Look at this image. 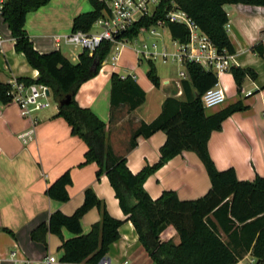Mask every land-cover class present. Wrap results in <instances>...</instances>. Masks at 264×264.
Returning <instances> with one entry per match:
<instances>
[{"label": "trees", "instance_id": "obj_1", "mask_svg": "<svg viewBox=\"0 0 264 264\" xmlns=\"http://www.w3.org/2000/svg\"><path fill=\"white\" fill-rule=\"evenodd\" d=\"M50 0H6L0 16L14 39V50L22 53L28 64L38 72L35 80L16 79L30 85L47 86L58 105L56 117H61L71 129V135L87 147L84 162L80 166L95 163L96 179L106 176L126 220L131 222L138 240L155 264H236L250 255L254 264H264V177L253 182L239 181L234 169L218 171L211 160L207 144L211 133L220 131L222 122L235 112L247 109L237 102L219 112L207 116L202 103L205 92L217 83V77L200 65L185 62L186 79L182 81L183 100L166 98L161 113L150 123H141L131 134L129 149L137 145L138 138H149L162 131L166 135L160 147L159 161L132 174L126 166L125 156H117L106 139V124L91 110L81 108L75 95L80 86L94 78L108 56L111 43L103 42L93 53L82 50L77 61L71 63L60 51L40 54L34 50L24 29L29 12L46 5ZM205 33L218 50L233 54L226 33L228 18L223 10L225 4H243L264 7V0H174ZM92 11L80 14L72 22L71 32L90 31L93 23L102 15L104 7L90 0ZM169 2L160 3L151 16L142 18L124 33L132 39L139 29L149 28L163 20ZM171 39L180 44L188 42V30L184 25L166 23ZM264 60L260 44L252 47ZM146 77L156 88L160 81L152 61H146ZM238 93L246 78L256 79L250 69L232 66L229 69ZM110 123L116 120L118 108L127 107L132 112L145 100L144 91L130 77L121 78L113 73L110 77ZM10 85L0 83V102L11 103L8 95ZM67 96L69 104L60 105ZM183 151L194 152L202 162L210 181V189L201 198L181 201L174 191H164L152 200L144 191L145 180L159 170L168 160ZM72 183L69 172L63 173L45 190V195L54 201H69L67 187ZM96 208L100 221L82 233L80 220L90 209ZM122 221L112 218L91 188L84 191L83 204L71 215L60 211L50 214L48 222L33 229V242L46 244L47 234L61 241V257L58 264H98L108 253L109 246L116 242ZM3 230V229H2ZM63 231L72 235L65 239ZM178 237V243L174 238ZM225 238V240L223 239Z\"/></svg>", "mask_w": 264, "mask_h": 264}, {"label": "crops", "instance_id": "obj_2", "mask_svg": "<svg viewBox=\"0 0 264 264\" xmlns=\"http://www.w3.org/2000/svg\"><path fill=\"white\" fill-rule=\"evenodd\" d=\"M92 9L90 0H50L29 12L24 29L34 50L40 54L60 51L67 60L75 63L81 52L75 53V48L57 43L56 39L71 32L75 17ZM223 10L228 18L226 33L233 48L232 65L252 70L256 79L246 78L238 93L229 71L217 77L218 85L225 93V102L220 108H205L206 115L211 116L237 102H242L247 109L226 118L221 130L211 133L207 149L218 171L232 168L239 181L253 182L257 176L264 177V60L252 50L260 44L264 52V7L225 4ZM53 25L57 27L55 32L50 30ZM0 35L6 41L0 52V83L10 79H37L38 72L22 53L14 50V39L1 16ZM129 43L111 47L99 73L80 86L75 100L81 108L91 110L106 124L108 144L117 156H125L127 168L137 174L159 161V149L166 135L158 131L149 138L140 137L136 147L129 149L131 134L141 123H150L157 118L166 98L184 99L181 83L186 77L181 74L186 72L184 69L176 77L162 76L156 69L160 85L154 87L146 77V61L139 60L138 48L129 47ZM126 50L134 53V66L123 60ZM113 73L121 78L130 76L144 91L145 100L132 112H128L126 106L118 108L116 120L110 123V77ZM57 113L58 105L51 96L49 107L32 113V118L37 121L34 138L24 145L18 135L31 127V120L20 116L16 104L0 102V264H21L10 259L12 251H16L19 261L37 262L46 255H53L58 260L61 241L57 236L47 234L45 246L33 242L30 233L40 224H46L55 211L71 216L83 204L87 188H91L105 204L112 218L123 222L118 230L119 239L109 246L105 256L110 264H155L140 244L132 223L126 220L108 178L96 179L98 167L95 163L80 166L87 147L71 135L70 127L63 118L56 117ZM67 171L72 181L67 187L69 201L60 203L49 199L45 190ZM143 189L152 200L164 191H174L179 200L192 201L208 192L210 181L197 155L183 151L151 174ZM99 221V211L90 209L80 220L82 233L87 234ZM63 237L68 239L72 235L63 231ZM174 242L178 243L177 236ZM251 260L255 262L248 254L236 264H248Z\"/></svg>", "mask_w": 264, "mask_h": 264}, {"label": "built area", "instance_id": "obj_3", "mask_svg": "<svg viewBox=\"0 0 264 264\" xmlns=\"http://www.w3.org/2000/svg\"><path fill=\"white\" fill-rule=\"evenodd\" d=\"M104 7L102 15L93 23L90 31L70 32L67 35L57 37V43L87 50L89 53L95 52L103 42L111 43V47L123 46L136 40L140 33L149 32L151 35L159 34L154 28H163L166 23H176L184 25L188 30V42L180 44L174 41L177 46L176 51L170 53L165 47L158 52L156 45H152V50L146 44H143L136 50L140 61H152L160 59L162 63L172 62L183 65L185 62H191L200 65L206 71H210L218 77L221 73L229 71L232 67L233 56L231 53L218 50L211 42L208 36L203 33L194 21L182 11L174 0H96ZM6 0H0V14L3 10ZM162 2H169V9L165 13L164 19L159 20L155 25L149 28H140L138 35L132 39L124 37V33L129 31L135 23L142 18L151 16L157 6ZM96 29V31L94 30ZM5 39L0 35V52H3ZM186 77V73L181 74ZM10 85L8 95L11 103L18 106L20 116L31 120V127L18 135L19 140L24 144L30 143L34 138L35 125L37 121L32 118V113L40 111L50 106L51 90L43 84H30L18 82L16 79H10L7 82ZM48 93V94H47ZM225 102V93L217 83L208 89L202 97L204 108H215ZM10 259L21 264H58V260L53 255H46L40 261L17 259L16 251L10 253ZM98 264H110L103 258ZM126 264V262L124 263ZM248 264H254L251 260Z\"/></svg>", "mask_w": 264, "mask_h": 264}, {"label": "rangeland", "instance_id": "obj_4", "mask_svg": "<svg viewBox=\"0 0 264 264\" xmlns=\"http://www.w3.org/2000/svg\"><path fill=\"white\" fill-rule=\"evenodd\" d=\"M55 28H57L55 25L51 27V32H55ZM96 31V29H94ZM154 30L159 34L158 36L151 35L148 31L140 33L139 36L137 37L136 41L130 42L128 44L129 47L133 48H140L143 44H146L150 50H152V45H156V51L160 52L163 47H166L167 51L170 53H173L176 51L177 46L174 45V42H172L169 32L166 27L163 28H154ZM72 49V48H71ZM75 53L76 51L81 52V48H75ZM123 60L126 63H129L131 66H134L136 59L135 55L131 50H126L124 55H123ZM155 68L157 69L158 73L161 74L162 76L165 75H171L176 77L179 72H183L184 68L177 62L172 63V62H167V63H162L160 59H156L154 61ZM144 66V65H143ZM141 67V66H140ZM142 70V69H139ZM224 91V90H223ZM221 106L215 107V108H220ZM225 240V238L223 237ZM176 243V242H174Z\"/></svg>", "mask_w": 264, "mask_h": 264}, {"label": "water", "instance_id": "obj_5", "mask_svg": "<svg viewBox=\"0 0 264 264\" xmlns=\"http://www.w3.org/2000/svg\"><path fill=\"white\" fill-rule=\"evenodd\" d=\"M70 100H71V97L70 96H67L64 100H62L60 102V105H67V104H69Z\"/></svg>", "mask_w": 264, "mask_h": 264}]
</instances>
